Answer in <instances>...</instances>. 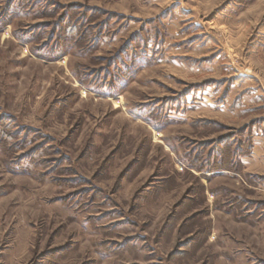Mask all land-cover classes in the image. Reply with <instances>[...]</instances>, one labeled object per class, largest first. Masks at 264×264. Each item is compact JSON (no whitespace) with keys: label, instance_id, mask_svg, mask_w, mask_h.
<instances>
[{"label":"rangeland","instance_id":"rangeland-1","mask_svg":"<svg viewBox=\"0 0 264 264\" xmlns=\"http://www.w3.org/2000/svg\"><path fill=\"white\" fill-rule=\"evenodd\" d=\"M263 123L264 0H0V264H264Z\"/></svg>","mask_w":264,"mask_h":264},{"label":"crops","instance_id":"crops-1","mask_svg":"<svg viewBox=\"0 0 264 264\" xmlns=\"http://www.w3.org/2000/svg\"><path fill=\"white\" fill-rule=\"evenodd\" d=\"M243 75H246L248 76V74H243ZM248 80H251V79H244L240 82H244V84L242 85L243 87H241L240 83L239 82H236L234 83V85H232V88L236 90H234L232 92V94H236L237 92H239L240 90H247V92L243 95V104L246 105V104H252L254 102V98L258 95V92H257V89L255 87H252L249 83ZM240 86V87H239ZM250 88V90H249ZM231 98V97H230ZM229 101V100H228ZM212 104L210 103L209 105H207L208 108H211V109H214L212 108L211 106ZM226 107L224 108H221L220 111H224L226 112L225 110ZM228 109V107H227ZM259 132L256 133L255 137H254V145H253V148L251 150V161L249 160H245L244 159V162H248L247 165H250V164H253V168H257L256 169V172H264V160L262 159V154L264 153V123L262 124V126L260 128L257 129ZM261 156V157H260ZM261 158V159H260ZM252 162V163H251ZM251 168V167H250Z\"/></svg>","mask_w":264,"mask_h":264}]
</instances>
